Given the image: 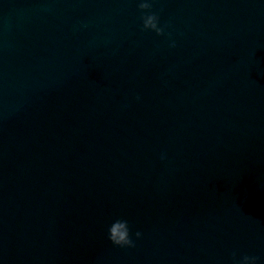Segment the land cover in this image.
<instances>
[{
    "label": "water",
    "instance_id": "obj_1",
    "mask_svg": "<svg viewBox=\"0 0 264 264\" xmlns=\"http://www.w3.org/2000/svg\"><path fill=\"white\" fill-rule=\"evenodd\" d=\"M161 7L0 0V264H264V2Z\"/></svg>",
    "mask_w": 264,
    "mask_h": 264
},
{
    "label": "clouds",
    "instance_id": "obj_2",
    "mask_svg": "<svg viewBox=\"0 0 264 264\" xmlns=\"http://www.w3.org/2000/svg\"><path fill=\"white\" fill-rule=\"evenodd\" d=\"M264 2V0H262ZM156 0H136V7L139 9L140 30L155 33L158 37H164L169 49L177 47L178 39L183 36L182 32H178L175 28L174 21L171 17L162 20L163 8L154 10ZM86 27V25H84ZM136 101L141 100L139 93H134ZM129 104L122 103L121 108L127 109ZM158 158L161 162L168 160L166 150L159 152ZM143 233L137 229L133 232V227L129 220L123 217L113 219L107 227V239L114 245L120 248H135L136 243L141 239ZM231 264H259L260 256L248 253H239L232 250L229 253Z\"/></svg>",
    "mask_w": 264,
    "mask_h": 264
}]
</instances>
